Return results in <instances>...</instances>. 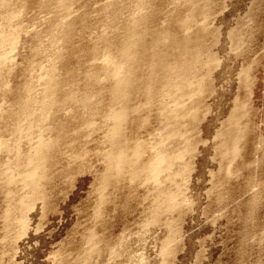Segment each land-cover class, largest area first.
<instances>
[{"label": "rangeland", "instance_id": "obj_1", "mask_svg": "<svg viewBox=\"0 0 264 264\" xmlns=\"http://www.w3.org/2000/svg\"><path fill=\"white\" fill-rule=\"evenodd\" d=\"M136 1L73 0L68 10L57 11L54 6L46 7L45 0H13L12 9L16 8L14 12L10 9L15 13L10 22L0 8V28L17 33H11L10 39L15 49L10 45V52L9 42L5 48L9 52L0 53V62H7L0 64V264H264V0H148L143 12L137 10ZM132 15L144 16L141 28L150 33L166 31L178 41L190 37V49L202 48L204 64L208 56L216 59L200 68L203 82L196 81L195 89L186 87L191 92L187 91L189 99H196L191 102L186 97V101L198 115L193 111L194 115L185 118L184 128L177 125L186 130L179 134L184 133V139L179 135L167 139L160 107L147 105L142 93L135 92L137 98L130 102L138 112L123 126L122 136L129 137V147H136L138 139L143 141L136 143L146 148L141 161L148 162L160 146L161 151L166 147L179 151L184 145L189 149L183 162L174 164L176 170L165 188L177 196V208L162 213L158 222L153 217L158 188L142 178L147 175L133 179L128 167L126 176L109 177L111 122L103 113L111 107L107 91L111 81L103 72L110 67H105L109 63L104 62L105 43L100 38H108L114 46L120 44L127 38L123 32L134 20ZM186 19L187 33L182 28ZM52 65L59 79L51 97L59 98L52 97L57 100L56 108L48 115L35 111L38 104H31L33 119L21 121L25 125L31 120L33 125L27 123L33 126L31 136L27 124L16 125L14 117H20L28 97L40 98L45 83L56 78L50 73ZM47 74L54 78L46 82ZM93 75L102 84L89 77ZM64 79H71L68 83L75 87ZM199 85L202 95L193 91ZM68 94L71 97L64 96ZM85 96L89 98L86 108ZM240 103L246 107L243 118L242 113L240 117L238 111L235 114ZM88 112L97 114L88 116ZM233 115L245 128L243 137L238 142L235 139L237 151L230 147ZM85 116L91 124L80 122ZM14 125L22 126L23 138ZM39 135L56 146L41 167L32 168L23 159L35 155ZM149 151L155 152L148 155ZM172 228L175 233L171 235Z\"/></svg>", "mask_w": 264, "mask_h": 264}, {"label": "bare ground", "instance_id": "obj_2", "mask_svg": "<svg viewBox=\"0 0 264 264\" xmlns=\"http://www.w3.org/2000/svg\"><path fill=\"white\" fill-rule=\"evenodd\" d=\"M72 1L73 0H45V3H46L45 6L46 7L54 6V9L57 10V11H60V10H68L69 9V6H70V4H71ZM136 2H137L136 3V7L138 8V9L137 8L136 9L138 11H141L142 10V12H143V8L145 9V6H147L148 3H149L148 0H137ZM12 3H13V0H0V8H1V10L3 9L2 11H6V14L8 15V17L7 16L6 17L8 18V21L9 22L11 20L10 16L12 15V18H13V15L15 14L13 12L15 11L14 9L16 8L15 7L14 9H12V7L14 6V5H12ZM42 5H44V4L42 3ZM10 9L13 10V12L10 11ZM50 12H51V10H50ZM138 15H140V14L138 13ZM134 16H135V13H134ZM132 18H133V15H132ZM15 19H17V17ZM133 19L134 20L133 21L131 20L132 22L129 21L130 24L126 26L127 33H126V30H125V32H123V33H125L124 35H127V36H125L127 38H125V40L121 41L120 44L114 46L112 44V42L110 40H108V38H106V37L100 38L103 41V43H105L104 44L105 48L103 49V53L105 55L102 54L104 56V59H105L104 62L106 61V62L109 63V65L108 64L107 65L105 64L106 65L105 67H108V68L110 67V69H104L103 72L105 73V75L111 81L110 84H109L110 86L107 89V91L109 93L108 94L109 95V98L108 99L110 101L111 107L108 109L107 112L104 110V113H103V117L106 118L109 122H111V126H110V129L108 128L109 129L108 132H109V138H110L109 142H110V145H111V149L112 150H111V152H109L110 154L108 153V156H107L108 159H107V161H108V164H109V172H110L109 173V177H112L111 175H113L114 178H117V177L122 178L121 176H123V173L124 172H129V171H125V169H127L128 167H130L131 170L133 171V172L130 171L132 173L131 174L132 176L130 175V177H132L133 179H137V178L140 179V175H142V174H143V176L144 175H147L146 177H142V176L141 177L142 178H146L147 180H145V181H147L148 183L151 182L155 187L158 188V191H160V194H158V191H157L156 192V195H159V201H156V204H155V207H154L155 209H153L154 222H158L157 220H159V218H161V214L162 213L163 214L170 213L171 211H174L177 208V199H176L177 196L174 194V192L172 193V191L171 192H167V190H165V188L167 186L166 184L168 183V181L171 180V176H173V174H174V172H173V174L171 175L172 170H174L173 167H175L174 164L177 163V161L178 162H181L182 160H184V156H185V154L187 152H189L188 151L189 149H186V147H185V145L183 143L184 141L182 142L183 145H184V147H183L184 149L183 148H180L179 151L177 150V148H175L177 151H173L172 150L173 148L171 149L169 147L168 148L166 147V148H164V150L161 151V146L160 147L158 146L160 148L159 149L160 151H158V153H156L155 152L156 151L155 149L158 148V147L154 146V148L156 147L155 149L154 148H150V149L151 150L152 149L155 150V151H153L155 153L150 152V151H149L150 153H148V155L149 154L151 155V153H153L151 156H149V158H148L149 161L147 162V159L145 160L146 162L141 161V160H144L143 157L146 156V155H144L146 148L144 149V147H143V144H144L143 141L140 139L143 144H138V146H137L136 143L138 142V140H139L138 139L136 141L135 145H133V146H136V147H132V145L129 147V145H128L129 143H128V140H127L129 137L128 136H125L126 137L125 138L124 136H122V132H124L123 126L126 123H129V119H131L130 117L133 116V115H135V112H138V109H136V106L137 105L136 106L130 105V102H131L132 98L137 95L135 92L142 93L141 94L142 95L141 98H145L146 100H148L147 105H149V106H151L153 108H156L157 105H158V107H160L159 108L160 111H158V109H157V111L160 112L159 113V117L161 116L160 118L165 119L164 121H165L166 124L165 125H162V126H165V127H163L164 129L166 128V131H167L166 134L167 135L166 134L165 135L167 136V139L172 140L173 139V136H174L175 139L179 138V136L181 137V139H184V136H185L184 133H183V135H182V133H181V135H179L180 132H181L180 130H182V127L180 128V126H177V125H182L183 126V124L186 123L185 122V118H187L189 116V114L194 115L193 113H195V111H196L195 110L196 109L195 107H190V103L192 101H195L196 99H194V100H191L192 98L189 99L188 95H190V94L187 93V91L190 92V90L192 89V88H190L191 86H194L193 88L195 89V85L197 83L196 81H200L199 80L200 77H201L200 76L201 75L200 74V72H201V69L200 68L202 66L204 68L205 65H209L210 63L213 64V62H215L214 60H216V59H213L211 57L212 55L210 56L212 59L208 56L207 59L205 58L207 61L204 64V61L205 60L203 61L204 57L202 59V55L204 54V53L202 54V48L195 47V49H193V50L190 49V46H191V43L189 44L190 37L187 38L188 36H186L185 40L178 41L176 39V37H172L166 31L165 32L162 31V32H154V33L152 32V33H150L147 30H145L144 28L143 29L141 28V26H143V27L145 26V25H143V23L145 21V17L144 16H140L139 18H136L135 17ZM187 19H189V18H187ZM187 19L182 22V28L184 29V31L186 33L188 32L187 31V28L190 26V25L188 26V23H189V20L190 19L189 20H187ZM4 20H5V18H4ZM13 20H14V18H13ZM13 20L11 22H13ZM60 23L58 21V24H60ZM55 26L53 25V27H55ZM5 28H6L5 26H4V30H3V27H2V29L0 28L2 30V31L0 30L1 31L0 32V53L3 50H5V48L7 49V46L9 44V42H10V44H9L8 49L10 48V45H11V40L10 39H12V36L11 35L12 34L13 35H17L16 32H17V29L18 28L16 29V32H15L16 34L12 33V31H8ZM140 28L142 30H140ZM20 29H21V27L19 28V30ZM66 29H68V28L66 27ZM188 29H190V27ZM58 31L59 30H57V32ZM141 32H143V33H141ZM144 32H147V33L144 34ZM148 33L152 34L151 37H150V40L149 39L147 40V38L149 37L148 36ZM18 35H19V32H18ZM124 35H121V36H124ZM10 36H11V38H10ZM17 37L18 36H16L15 38H17ZM12 41H13V43H12L13 45H11V46H12L13 49H15V47H14L15 41L14 40H12ZM190 41H191V39H190ZM55 44H57V43L55 42ZM111 46H114L116 49L111 48ZM12 48L9 49L10 52H11ZM5 51H6L5 54H7L9 52L8 50H5ZM3 56H4V54H3ZM98 57H100V56H98ZM3 63L6 64L7 62H5V60H3V62H0V64H3ZM110 63L113 65V68H111ZM8 65L9 64H7V66ZM54 67H53V65H52V69L49 67L50 68V71H51L50 73H52V75L53 74H57V73L54 72L55 71V68ZM0 68H2V67H0ZM56 69H57V67H56ZM5 70H7V69H5ZM48 71H47V73H48ZM1 72H2V69H0V76L2 75ZM56 72H57V70H56ZM66 72H68V71H66ZM52 75L50 74V76H48V74H47V77L46 78H48V79L46 81V78L44 77L45 78V81L48 82L49 79H51L53 76H55V75H53V76ZM93 76H94V78L91 77V76H89V77L91 79H94V80L96 79L97 80V78H96L97 76H95V75H93ZM89 77H87V79H89ZM202 78H203V75H202ZM54 79L50 80L48 82V84L45 83L46 86H45V90L43 91L44 94L40 98H37V97H34V96L32 97V96L29 95L30 97L27 96L28 98L26 99V96H25V99H26V101H28V103H25L24 102L25 104L24 105L22 104V107H21L22 109H21L20 117H18V116L17 117H14L18 121V122H16V125H17V123L24 125V123L21 122V121H23L24 119L26 120L27 118L31 119V117L33 116L32 111L34 112V109H35L36 106H37L38 110L35 109V111L43 112V115H48L49 111L51 113L52 109H55L56 108V103H57V100L56 99H57L58 96H55V95L52 96V97H55L56 98V99H53L51 97V93L53 92L52 94H55L54 93V90H55V88L57 86V84H56L57 83V79H59V78L57 76ZM71 79H72V77H71ZM71 79H68V80H71ZM91 79H89L88 82L89 81H91V82L94 81V80H91ZM68 80L65 81V79H64V81L69 85V83L71 81L68 83ZM98 80H101V81L98 82V83H96V84H100L102 82V79L98 78ZM59 81H61V80H59ZM95 81H94V85H96L95 84ZM105 81H107V80H105ZM204 81H206V79ZM200 82H203V80L201 79ZM65 84H62V85L65 86ZM72 85H73V83L71 85H69V86L72 87ZM73 86L75 87V84ZM100 86H102V85H100ZM98 87H99V85H98ZM186 87H188L190 90L185 91L187 89ZM59 88L62 89L61 86H59ZM199 88L200 89H198V90L196 89V91L193 89V91H194V93H196V95H200L201 92H202L201 91L202 89H201L200 85H199ZM57 89H56L55 92H58L59 89L58 90ZM95 89H96V87H95ZM105 89H106V87H105ZM27 90L30 91L29 89H26V91ZM67 90H68V88H67ZM70 90L73 91L71 88H70ZM101 91H102V89H101ZM69 94L68 95H64V96H70L71 97V95H69ZM192 96H195V95H192ZM70 97H68V100H69ZM87 97L88 96H85L86 99H84V101H83V102H86L87 103L84 108H86L89 105V102H88L89 101L88 100L89 98H87ZM186 97H188V99L191 100L190 103H188L189 101L188 102L186 101L187 100ZM92 98L93 97H90V100L91 101H92ZM134 98H137V97H134ZM72 99H73V97H72ZM199 99L201 100V96H200ZM199 99H197V100L199 101ZM93 100H94V98H93ZM64 101L66 102V99ZM70 101H71V99H70ZM132 101H134V100H132ZM34 103L35 104H38V105L35 106ZM31 104H33L35 107H33ZM58 104H57V106H58ZM194 104H195V102H193V104H191V106L194 105ZM98 105H100V104H98ZM240 105H241V103H240ZM244 105L245 104H243L241 106L238 105L239 107H236V110H235V114L237 115L239 113V117H240V113H242L240 118H243L244 117V114H246L245 113L246 112V109H245V112H244V108H246V107H244ZM149 106H148V108H149ZM196 106H198L197 103H196ZM60 108H61V106H60ZM99 110L101 111L102 109H99ZM197 111H198V109H197ZM237 111H238V113H237ZM86 112H87V110H86ZM31 114H32V116H31ZM88 114H89V112H88ZM91 114H89L88 116H90ZM96 114H94V115H96ZM196 114L198 115L197 112L195 113V115ZM236 115H233L232 118L230 116L231 124H233L235 126L234 129H231L232 130V134H233L232 136H234V141H233V139L230 141V142H233L231 146L229 145L231 148H233L232 146L236 147L238 145L236 143V141L238 140V138H241V136L243 135V132L245 131L244 130L245 128H241L242 126L240 127L241 123H239V122L236 121V120H238L237 119L238 116H236ZM87 118L88 117H86V118L83 117V118H80V119L78 118V119L80 120V122L83 121V124L84 123L87 124L89 122ZM188 118H187V120H188ZM32 119H33V117H32ZM195 119H197L196 116H195ZM233 120H234V122H233ZM159 121H161V119H159ZM30 122H31V120H30ZM30 122L26 121L24 126H26V124L27 123H30ZM35 122H33L34 125L35 124H38V123H35ZM39 122H41L40 124H43L42 123L43 121L41 119H39ZM194 122H195V120H194ZM160 123H162V122H160ZM31 124L32 123H30V125ZM89 124H91V122H89ZM231 124H229V125H231ZM38 126H40V125L38 124ZM42 126L43 125H41L40 127H42ZM126 126H127V124H126ZM28 127L29 126L27 124V128L26 127L25 128L28 131H26V130H24V131L31 133L33 126H31V128L29 127V129H28ZM175 127L178 128L179 131ZM184 127L185 126H183V128ZM16 128H18L17 129L18 132H19V130H22L23 131L22 126H20V125H19V127H16ZM17 130H15V131L17 132ZM39 130H42V129H39ZM161 130H163V129L161 128ZM182 131L185 132L186 130H182ZM18 132L16 134H18ZM21 132H19V134L23 138L24 136L21 135ZM22 133H24V132H22ZM32 134L33 133H31V136H32ZM224 134H225V132H224ZM25 136H26V133H25ZM175 136H177V138ZM218 136H220V134ZM28 137L30 138V136L28 135V136H26L25 139H27ZM229 137H231V136H229ZM37 138L38 139H37L36 144L34 143L36 145V147L33 149L35 155L34 156H30L29 155L27 157L28 154L27 155L25 154L26 157H27V159H23V160H25V163H26L25 165L30 166V167L33 166L35 168L38 167V166L41 167V165H43V163H45V161L49 157L48 155L52 152V149H53V147L55 145L54 142H52L53 140H50V139L47 140V138H45L44 135H39V137H37ZM227 139H229V138H227ZM235 139H236V141H235ZM165 140H166V137H165ZM30 141H32V140H30ZM166 141H164V142L166 143ZM169 142H172V141H169ZM185 142H186V138H185ZM220 142H221V140H220ZM234 143H236L237 145H234ZM34 144L32 146H34ZM168 144H170V143H168ZM225 144L226 143H224V145ZM179 145H176V147L179 146ZM222 145H223V143H222ZM227 145L228 144H226L225 146H227ZM0 146H2V145H0ZM173 146H175V145H173ZM0 148H2V147H0ZM130 148H132V149L130 150ZM231 148H230V150H231ZM236 148H233V149H236ZM150 149L148 148V150H150ZM148 150L146 152H148ZM186 150H187V152H186ZM228 150H227V152H228ZM237 150H238V148L236 149V151ZM8 151H10V150H8ZM232 152H234V151H232ZM27 153H29V152H27ZM224 153H226V150H225ZM236 153L237 152H235L234 155H236ZM32 154H33V152H32ZM229 154H230V151H229ZM135 160H137V162ZM134 161H135V163H134ZM142 162L143 163H146V164L144 165ZM186 164H188V163H186ZM181 165H183V164H181ZM181 165H180V167H181ZM186 167H187V165H186ZM44 168H46V167H44ZM135 168L138 169V170H135ZM179 171L177 170V173H179ZM34 173H35V171H34ZM177 173H175V174H177ZM180 173H181V171H180ZM125 176H126V174H125ZM109 179L111 181V178H109ZM103 180H107V179L104 178ZM142 181H143V183L145 182L144 180H142ZM29 182H30V180H29ZM36 183L37 182L35 181L34 184H36ZM30 184H28V185H30ZM31 185H33V184H31ZM36 186L34 185L33 188L36 187ZM28 187H30V189H33L31 186H28ZM104 187H107V186H104ZM154 191H155V188H154ZM169 191H170V188H169ZM12 196H14V195H12ZM21 197H23V196H21ZM156 197L158 198V196H156ZM8 199H10V198H8ZM12 200L15 201L14 199H12ZM12 200L10 199L11 203H12ZM20 200H23V198L22 199L20 198ZM14 204H12L11 206L12 207H15ZM17 204H19V202ZM9 208L11 209V207H9ZM10 209H9V212H10ZM14 210L17 211L19 209H16L15 208ZM11 211H12V209H11ZM13 213H15V212H13ZM10 214H12V213H10ZM7 216H9V215L7 214ZM10 217L11 216H9V218ZM20 217H21V215H20ZM16 219H17V217H16ZM173 231L175 233V229L172 228L170 230L171 235H172ZM168 240L169 241L172 240V236H171V239H168ZM169 241L166 242V249H165V251L167 250L166 251L167 253H168V250H169L168 247L171 246V244L169 243ZM167 243H169L170 245L167 244ZM171 248L172 247H170V249Z\"/></svg>", "mask_w": 264, "mask_h": 264}]
</instances>
